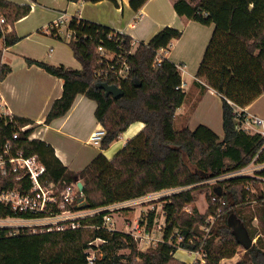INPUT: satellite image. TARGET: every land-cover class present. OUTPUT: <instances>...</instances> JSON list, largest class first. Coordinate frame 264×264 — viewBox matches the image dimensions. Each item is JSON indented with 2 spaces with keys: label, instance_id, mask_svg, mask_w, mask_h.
Instances as JSON below:
<instances>
[{
  "label": "trees",
  "instance_id": "obj_1",
  "mask_svg": "<svg viewBox=\"0 0 264 264\" xmlns=\"http://www.w3.org/2000/svg\"><path fill=\"white\" fill-rule=\"evenodd\" d=\"M30 1L36 3L37 0ZM67 1L94 4L111 1L120 7L117 0ZM148 1L131 0L130 7L139 12ZM173 7L181 18L214 26L196 78L202 89L211 88L222 98L223 138L205 125L195 130L174 127L176 112L186 100L183 79L178 65L166 57L159 62L158 53L180 39L182 31L165 27L149 42L138 43L135 51L128 54L133 42L130 36L78 17L71 18L67 24L71 33L69 40L55 31L52 36L66 40L81 70L27 59L30 66L37 65L64 82L63 94L54 101L45 124L64 117L76 98L83 95L97 104L95 117L106 131L102 150L108 149L134 123H143V130L112 159L101 154L85 169L74 173L56 156L50 144L29 139L33 128L25 132L19 130V127L32 125L31 120L14 116L11 123L7 116H0V155L5 144L11 142L14 152L36 156L45 167L43 185L53 184L57 194L68 186L77 187V199L85 200L78 210L103 209L165 189L191 186L164 201L166 223L162 241L145 260L137 262V242L129 233L108 232L102 228L103 218L109 213L102 210L75 221L79 224L75 228H71L70 221L41 227H0V264H89L87 251L90 248L102 253V258L94 264H185L174 258L178 248L204 251V264H220L224 259L233 258L239 248H244V256L237 264H264V182L258 178L264 177V171L255 177L210 183L247 167L263 146L261 135L237 129L235 108L245 109L264 93V0H174ZM30 12V5L0 0V18L4 19V24H0V41L5 48L19 42L14 25ZM99 47L127 58L126 79L103 81L95 75L97 70L108 67L101 63ZM10 72L0 50V83ZM103 82L121 88L123 97L106 96L98 87ZM15 132L19 133L17 140L12 138ZM259 160L264 161L263 155ZM80 181L82 191L77 186ZM17 186L28 189L30 183L27 179L19 181L9 166L0 171V190ZM196 193L206 194L209 208L204 214L184 211L195 202ZM76 203L70 208L74 210ZM252 206L254 211L250 209ZM218 209L221 214L207 234L204 230L207 220ZM60 212L53 210V214ZM39 217L44 215L16 212L11 206L0 203V219ZM155 219L152 211L147 219L148 228L154 226ZM254 219L259 220L258 227L253 225ZM239 230L252 241L257 238L251 248H245L239 241ZM97 239L105 242L92 245ZM123 250L129 252L119 255Z\"/></svg>",
  "mask_w": 264,
  "mask_h": 264
},
{
  "label": "crops",
  "instance_id": "obj_2",
  "mask_svg": "<svg viewBox=\"0 0 264 264\" xmlns=\"http://www.w3.org/2000/svg\"><path fill=\"white\" fill-rule=\"evenodd\" d=\"M8 1L31 6V14L18 21L15 26H17L22 38L32 39L35 33H29L32 31L35 21L42 20V14L41 16L40 14L36 15L38 8L42 5L40 3L29 4L30 0ZM130 1L117 0L120 6L117 8L111 1L94 4L60 0L57 2L58 6L55 9L59 12L57 19L62 14L66 15L67 18L78 17L124 33L137 43H147L165 27H173L183 33L180 39L171 43V46L176 47L179 45L180 40L185 37L186 30L203 31L201 27L195 25L200 23L186 20L177 15L173 7L174 0H149L139 12L131 9ZM59 6L62 8L59 9ZM57 19L48 25L51 27ZM30 23L33 25L31 26ZM50 35H44L40 41L36 42L40 46L30 47L29 49L23 48L22 51L17 49L20 46L19 43L10 48H5L4 43L0 41V50L3 51V63L11 68L10 74L0 83V107L7 114L31 120L33 124L30 127L34 129L31 138L40 139L50 144L61 162L70 171L79 173L101 154L108 159H112L128 141L143 130L144 124L141 122L132 124L108 149L102 150L101 146L90 143L92 133L102 127L95 117L97 104L83 95L76 98L73 107L64 117L55 119L50 124H45L54 101L63 94L64 82L62 79L46 73L37 65L30 66L27 59L56 66L63 65L76 70L82 69L71 48L60 40L54 41L52 37H56ZM169 55L170 53L165 57L169 59ZM194 82L197 83L196 74ZM188 86L189 84L183 80L182 88L186 93V98L187 93H189L186 91ZM193 96L197 98L196 105L194 107L188 106L185 100L176 112L175 123H199L198 125L211 128L223 138L222 98L211 88L206 90L198 88V91L195 88V92L192 93ZM212 98H215L217 103L212 104ZM245 111L248 116L264 119V93L247 106ZM186 127L192 129L189 125ZM141 210L143 211V209ZM23 221L26 223L31 222Z\"/></svg>",
  "mask_w": 264,
  "mask_h": 264
},
{
  "label": "built area",
  "instance_id": "obj_3",
  "mask_svg": "<svg viewBox=\"0 0 264 264\" xmlns=\"http://www.w3.org/2000/svg\"><path fill=\"white\" fill-rule=\"evenodd\" d=\"M69 22V18L66 15L62 14L57 19L56 23L50 27V30L55 31L57 35H60L64 39H70L71 33L67 30V24ZM0 24H4V19L0 18ZM65 28V30H63ZM121 33V32H119ZM124 34V33H121ZM138 43L133 40L132 49L128 52L131 54L137 48ZM98 52L101 54L103 59L101 63H106L108 67L106 69H99L95 72V75L103 81L106 80H114V79H126L129 73V64L127 62V58L121 54H116L112 52L105 51L102 47L98 48ZM165 50L161 49L158 53V61L163 60ZM232 106H234L231 102H229ZM236 119L238 122L237 129L244 131L250 134H259L263 140L262 149L253 159V161L245 168L227 173L217 179L211 180L210 183H216L219 180L231 179L242 176L255 177L258 176L260 172L264 171V161L261 162L259 159L263 155L264 157V119L259 117L248 116L245 109L235 108ZM0 116H7L9 118V122H14V116L7 114L2 111L0 107ZM16 126L18 124H15ZM31 129L30 125L19 127L21 132H25ZM106 135V131L103 127H100L95 132L92 133L90 137V143L95 146H101V142ZM19 137V133L15 132L13 134V140H17ZM29 139H32L31 136ZM260 161V162H259ZM9 166L10 172L17 175V179L19 181L23 179H27L30 183V187L28 189H22L20 186H17L11 190H0V203L11 206L14 211L20 213H31L34 215H44V217H39L35 219H30L29 221H46L50 224L58 225L65 221L71 222V228L77 227L75 221L84 219L86 217H92L96 213H99L102 210H106L111 213V207L114 205L108 206L103 209L98 210H78L77 206L80 205L79 199H77V187L76 186H68L64 190H62L59 194H57L56 187L53 184L43 185L41 182V178L45 173V167L42 163L39 162L36 156L27 157L22 151H16L12 149V143L7 142L4 146L3 152L0 155V171L5 170L6 167ZM263 182L264 177L258 176ZM191 186L187 187H178V188H170L165 189L159 192L150 193L143 197L117 203V205H121V208H129L133 205H139L147 202L148 200L162 198L163 202L170 196L190 189ZM216 201V199H213ZM75 209H71L70 207L75 203ZM225 204L224 202L222 203ZM54 209H59L61 212L59 214H53ZM106 214L103 218L102 228L106 229L108 232L116 231L113 227H111V216L110 214ZM220 209L217 210V213L214 216H211L207 220V226L204 228L206 233L208 234L212 226L214 225L216 219L220 216ZM8 220L15 218H6ZM4 219H0L3 221ZM28 221L27 219H23ZM147 225V224H146ZM143 225L141 222H137L132 225V229L129 234L134 238L136 242H150L153 237L148 235L146 232L149 228L148 226ZM154 227V226H153ZM152 227L151 231H154ZM61 229V228H60ZM160 232H163L159 228ZM163 239V237H162ZM162 239L159 240L162 241ZM105 241L97 239L92 245L98 246V244H103ZM181 249V248H178ZM177 249V250H178ZM92 250L98 251L96 249L90 248L88 253V262L89 264H94L97 260L95 254L92 253ZM191 252V251H190ZM201 257L200 262L204 264L205 261V253L202 250L193 252Z\"/></svg>",
  "mask_w": 264,
  "mask_h": 264
},
{
  "label": "rangeland",
  "instance_id": "obj_4",
  "mask_svg": "<svg viewBox=\"0 0 264 264\" xmlns=\"http://www.w3.org/2000/svg\"><path fill=\"white\" fill-rule=\"evenodd\" d=\"M58 1L60 0H37L36 1L37 4L40 3L42 5V7L38 8V12L36 13V15L38 16L40 14L41 16L42 14L43 17H42V20L35 21L34 25L30 23L31 26L33 25V28L29 34L35 33L32 39L22 38V36L19 34L17 26H15L17 22L15 23L14 30H15L17 37L19 38L18 43L20 44V46L17 48L18 50L22 51L24 50L23 48L29 49L30 47L40 46V44L36 42L40 41L44 37V35H50V34L52 35V30H49L50 25L48 24L51 23L53 20L57 19V15L59 12H57L55 8H57L58 6L57 4ZM28 3L34 4L33 2H28ZM18 5L20 4L18 3ZM60 8L62 7L59 6V9ZM70 20L71 18H69V21ZM195 25L201 27L203 31L201 30L196 31L194 29L186 30L185 37L182 40H180L179 45L176 47H173V45L172 46L170 45L168 49L165 50V53H164V56H167V54L170 53L169 56L171 59L170 58L169 59L173 60L172 62H175L178 65L181 71V75L183 76L182 78L184 82L189 84V86L186 88V91L189 92L187 93L186 105L193 106V107L196 105L197 98L194 96L192 97V93L195 92V88L197 89V91H198V88H201L196 82H194V77H195L196 72L198 71L200 63L202 62L205 51L210 42V37H212V32L214 30L213 25H210V26H205L202 24H195ZM63 30H65V28H63ZM210 31L211 33H209ZM52 39H54V41L60 40L54 37H52ZM60 41L68 45L66 40H60ZM211 103L215 104L217 103V100L215 98H212ZM198 124L199 123H178L177 122V123H174V127L176 130H181L185 128L187 125H189L192 128L191 130H195L197 126H199ZM163 203L164 202L162 198L161 199L151 198L150 200H148L147 202L143 204L133 205L129 208H121L120 204L119 205L116 204L113 207H111L112 211L111 213H109L111 216V222H112L111 227H113L114 229L118 231H124L127 233L131 231L132 225H134L138 221L139 222L143 221V225H146L148 215L152 211L155 212L156 214L155 224L153 227L154 231H151L152 228L151 229L149 228L146 231L148 232V235H151V237H153V239L148 243L137 242V252H138L136 256L137 262H142L143 260H145L146 255H148L151 250H154L159 240L162 239L163 237V232L159 231V228L161 230L164 229V225L166 223V216L163 213ZM77 207H80V205H78ZM208 208H209V203H208L206 194L196 193L195 202L188 205L184 209V211H186L189 214H195V213L204 214L208 210ZM141 209H143V211ZM250 209L254 211L255 207L252 206ZM245 211L247 212V207L245 208ZM50 225H55V224H50L46 221H36V222L31 221V222L26 223L25 221H23V219H10V220L4 219L3 221H0V227L16 228V229L25 228V227L50 226ZM253 225L258 227L260 225L259 220L254 219ZM256 241H257V238L253 240V243L255 244ZM99 245L100 243L98 244V246ZM128 252L129 251L123 250V251L118 252V254L122 255ZM92 253L95 254L96 259L102 258V253L100 251L92 250ZM244 253H245L244 248H239L237 251V254L233 258L224 259L223 261H221L220 264H237L244 256ZM174 258L185 264H195L197 261L200 262V259H201V257L197 255L196 253L190 252L185 249H178L174 253Z\"/></svg>",
  "mask_w": 264,
  "mask_h": 264
},
{
  "label": "water",
  "instance_id": "obj_5",
  "mask_svg": "<svg viewBox=\"0 0 264 264\" xmlns=\"http://www.w3.org/2000/svg\"><path fill=\"white\" fill-rule=\"evenodd\" d=\"M98 87L105 91L106 96L112 95L115 99H119L124 95L123 90L116 85H110L108 83L103 82L100 83ZM77 186L78 189L82 191L83 184L81 181L78 182ZM79 203H80V207H78L77 209L81 208L85 204L84 198H80ZM238 239L245 248H251L254 244L253 241L249 239V237L246 235V233L243 230L238 231Z\"/></svg>",
  "mask_w": 264,
  "mask_h": 264
}]
</instances>
